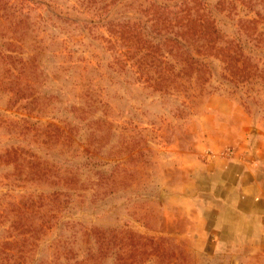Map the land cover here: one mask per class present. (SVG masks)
<instances>
[{
    "label": "rangeland",
    "instance_id": "rangeland-1",
    "mask_svg": "<svg viewBox=\"0 0 264 264\" xmlns=\"http://www.w3.org/2000/svg\"><path fill=\"white\" fill-rule=\"evenodd\" d=\"M94 1L0 0V154L20 142L43 156L34 128L69 122L76 106L87 124L75 130L72 147L112 158L95 167L114 168L113 191L98 207L73 202L68 223H59L40 206L12 210L39 200L52 183L0 155V240L14 238L11 250L24 264H264V40L256 57L244 51L230 81L218 59L204 80L183 81L158 57L157 69L174 81L160 82L158 70L125 64L124 45L110 31L52 15L97 9ZM106 60L116 62L112 72ZM17 73L23 77H6ZM17 85L26 98L10 94ZM17 132H25L20 140ZM84 182L89 192L92 181ZM89 226L115 234L100 258L86 252Z\"/></svg>",
    "mask_w": 264,
    "mask_h": 264
},
{
    "label": "trees",
    "instance_id": "trees-1",
    "mask_svg": "<svg viewBox=\"0 0 264 264\" xmlns=\"http://www.w3.org/2000/svg\"><path fill=\"white\" fill-rule=\"evenodd\" d=\"M99 1L104 4L98 5ZM109 1L95 0L97 9L84 5L72 6L71 17L69 14L67 17L62 16L66 11L60 8L52 12V15L75 22L81 28L101 27L110 31L113 34L110 36L124 45L118 53L123 56L126 65L133 68L146 66L155 72L159 71L157 68L160 67L155 60L160 57L165 66L162 69H167L169 73L174 69L172 75H180L183 81L193 74L194 79L204 80L202 73L208 71V63L214 59L220 61L221 68L228 73L225 77L230 81L236 72L243 69L241 56L244 51L256 57L263 50L259 43L264 40V0H118L113 8H109ZM127 2H135L137 5L131 10L117 9L119 6L124 8L123 5ZM252 3L258 4L260 9H253ZM54 5L59 7L56 3ZM101 48L104 52L107 51L104 45ZM2 55L4 56L1 61H4L7 56L5 52ZM117 58L118 55H114V60ZM114 60H106L103 66L112 72L116 63ZM107 74L111 78L115 76L109 71ZM21 75L17 73L6 77L15 79L23 77ZM155 77L161 79L160 82L167 79L174 82L173 76L170 77V74L166 75L162 71ZM154 81L158 83L157 79ZM9 90L14 97L26 98L23 93L25 88H18L17 85ZM23 116L21 119L24 120ZM68 118L69 122L57 119L34 128V131L42 133V138L36 137V140H40L38 150L43 156L23 149L19 146V141L5 147L0 154L7 162L18 166L25 165L27 169L34 171L38 178H49V183H52V189L42 192L39 200L26 199L21 201V206H13L12 210L18 212L17 215L22 208L32 209L40 206L45 211L52 212V219H63L59 223H68L70 209L74 207L73 202L78 201L82 208L92 210L98 207L99 200L108 187L111 188L110 192L113 191L110 184L113 181L114 168L111 167L109 173H106L105 170L95 167L99 158L105 159L106 162L112 158L106 160L102 155L81 146L77 149L72 147L75 130L87 124L83 108L74 106ZM21 134L17 132L14 136L20 140ZM27 143L32 142L28 140ZM83 173L85 176L82 178ZM84 179L92 181L89 192L86 190ZM14 220L10 222L14 223ZM86 235L89 239L86 252L93 258L102 257L103 249H111L116 239L114 233L99 232L94 226L87 228ZM128 238H131L130 235ZM14 240H0V264H24L20 255L11 250L14 248L11 246L15 244ZM118 250L119 248L117 253ZM117 253H113L115 258ZM117 262H120L119 258ZM122 264L127 263L123 261Z\"/></svg>",
    "mask_w": 264,
    "mask_h": 264
}]
</instances>
